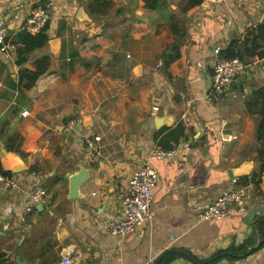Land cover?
I'll use <instances>...</instances> for the list:
<instances>
[{
	"label": "crops",
	"instance_id": "obj_1",
	"mask_svg": "<svg viewBox=\"0 0 264 264\" xmlns=\"http://www.w3.org/2000/svg\"><path fill=\"white\" fill-rule=\"evenodd\" d=\"M38 3L49 12L48 42L21 67L35 71L42 56L48 66L30 89L17 86L15 49H0V146L24 167L10 172L17 188L0 187V264H55L64 254L70 264H155L166 254L176 255L166 264H206L249 240L248 249L258 248L246 256L208 264H264V230L253 228L264 216V174L251 181L258 143L256 117L246 110L250 92L264 86V58L247 55L243 45L264 24V0H202L185 13L184 0H166L170 23L142 0H0L10 44ZM233 42L248 70L223 97H208L213 49L224 52ZM173 44L179 57L169 62ZM172 144L170 159H149L152 149ZM145 162L158 175L152 218L113 236L105 221L121 213L118 197ZM81 167L88 179L70 199L68 178ZM32 172L47 202L23 220ZM229 172L247 190L245 212L232 208L221 221H197L235 187Z\"/></svg>",
	"mask_w": 264,
	"mask_h": 264
},
{
	"label": "built area",
	"instance_id": "obj_2",
	"mask_svg": "<svg viewBox=\"0 0 264 264\" xmlns=\"http://www.w3.org/2000/svg\"><path fill=\"white\" fill-rule=\"evenodd\" d=\"M207 3L218 4L228 0H204ZM49 12L45 5L38 3L30 12L25 20L22 30L29 34H37L41 32L45 25L49 22ZM0 49L10 55L14 51V46L7 39V24L3 17H0ZM220 47L213 49L215 61L212 66L211 85L207 91V96L212 98L223 97L226 91L233 84L238 75L246 71L247 65L238 57L230 59L219 58ZM129 55L126 58L129 59ZM158 111L157 107H152L151 114L154 115ZM27 111H21L20 116L25 117ZM72 127V126H70ZM236 136H229V141L235 139ZM99 137H94L93 141L98 142ZM93 141L85 140L86 145L92 146ZM188 143H184L183 147H188ZM177 145L172 144L169 149L154 148L149 153V159L166 160L173 157L176 153ZM33 179L32 189L27 193V203L23 210L22 219L26 220L35 206L43 205L47 202V194L45 189L39 182L36 173H31ZM158 175L149 162L141 164L132 174L129 180L127 190L120 194L118 202L121 208L120 214H114L105 221L107 231L113 236L125 237L132 234L136 227L140 224L151 220L152 213L150 204L152 201V192L156 187ZM260 181L264 183V175ZM232 185L235 186L230 191L221 193L212 203L207 205L196 215L197 221H221L229 211L234 208L239 213H244L248 203V194L245 187L238 186V180L232 179ZM0 187L3 190H11L18 187L17 179L12 174H5L0 170ZM7 213H11V208L7 209ZM55 264H70V258L64 254Z\"/></svg>",
	"mask_w": 264,
	"mask_h": 264
},
{
	"label": "trees",
	"instance_id": "obj_3",
	"mask_svg": "<svg viewBox=\"0 0 264 264\" xmlns=\"http://www.w3.org/2000/svg\"><path fill=\"white\" fill-rule=\"evenodd\" d=\"M145 7L148 10L156 11L157 13L161 14V17L167 16L166 21L173 22L172 18L169 16V12L167 10V3L166 0H142ZM185 5L182 9V13H185L189 9L199 6L202 3V0H184ZM175 23V22H174ZM48 24V23H47ZM174 28V24H173ZM47 25H45L44 29L37 33V34H29L28 32L21 30L15 35V40L11 42V44L15 48V56L16 60L15 63L17 66H22L23 63L26 61L27 55L31 52L42 48L48 42V36L46 34ZM262 44H264V24L258 25L255 30L249 31L243 40V45H245V52L249 56H257L259 58H264V50H261ZM173 49L175 53L172 56H169V62L174 61L179 57L178 52V45L173 44ZM238 57V47L237 43L233 42L227 47L224 52H219V58L221 59H230ZM242 60V59H241ZM35 67V71H28L25 68H20L18 72V81L17 86L19 89L28 90L30 89L33 84L35 83L36 79L43 74L47 70L48 66V57L42 56L36 59L33 62ZM23 78H26V81H23ZM22 94V91L19 92V95ZM249 99L246 101V110L256 117V126H255V141L258 143V147L256 149L257 156L255 158V162L257 163V172H253L251 174V181L254 184L255 177L258 174H264V86H261L257 89H254L250 92ZM1 170V166H0ZM5 174H11L10 172H5ZM247 177L242 178L243 181L246 180ZM254 230H264V216L255 220L253 223ZM252 242L245 241L240 246L235 247L231 245L230 248L224 251H220L211 259L206 261L208 263H215L223 258L227 259H235L238 257H244L248 253L257 248L248 249L247 247L251 245ZM264 244V241L263 243ZM239 255V256H237ZM165 259L162 260L158 264H166L170 262L176 255L166 254Z\"/></svg>",
	"mask_w": 264,
	"mask_h": 264
},
{
	"label": "water",
	"instance_id": "obj_4",
	"mask_svg": "<svg viewBox=\"0 0 264 264\" xmlns=\"http://www.w3.org/2000/svg\"><path fill=\"white\" fill-rule=\"evenodd\" d=\"M0 166L1 170L4 172H11V173H19L24 170V167L21 166L18 162L13 161L11 157V153L7 152L3 146H0ZM230 173V172H229ZM231 177L234 178V175L231 174ZM89 172L81 167L75 174L71 175L68 178L69 182V198L75 199L78 195V189L79 187L88 179ZM258 210H253L251 213H249L246 218L245 222L249 224V222L253 219L255 212ZM164 257V255H161L155 262V264H158L160 260ZM17 264H25L23 261H19L16 258Z\"/></svg>",
	"mask_w": 264,
	"mask_h": 264
},
{
	"label": "rangeland",
	"instance_id": "obj_5",
	"mask_svg": "<svg viewBox=\"0 0 264 264\" xmlns=\"http://www.w3.org/2000/svg\"><path fill=\"white\" fill-rule=\"evenodd\" d=\"M246 70H248V69H246Z\"/></svg>",
	"mask_w": 264,
	"mask_h": 264
}]
</instances>
